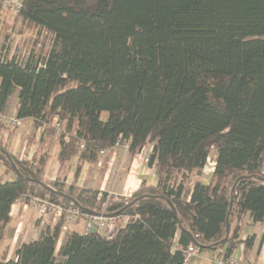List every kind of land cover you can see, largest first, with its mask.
I'll list each match as a JSON object with an SVG mask.
<instances>
[{"label": "trees", "instance_id": "trees-1", "mask_svg": "<svg viewBox=\"0 0 264 264\" xmlns=\"http://www.w3.org/2000/svg\"><path fill=\"white\" fill-rule=\"evenodd\" d=\"M19 3L13 21L35 29L42 47L19 53L5 35L0 49V116L17 92L14 114L29 121L25 149L33 148L19 156L0 138V165L15 175L0 182V242L24 196L108 216L129 205L111 234L71 229L57 248L62 216L0 264H184L190 244L225 258L240 242L250 248L244 218L264 224V0ZM54 140L58 174L46 181ZM117 140L130 156L151 147L154 185L123 197L66 184L75 156L74 181Z\"/></svg>", "mask_w": 264, "mask_h": 264}, {"label": "crops", "instance_id": "crops-1", "mask_svg": "<svg viewBox=\"0 0 264 264\" xmlns=\"http://www.w3.org/2000/svg\"><path fill=\"white\" fill-rule=\"evenodd\" d=\"M16 107L12 110V113L15 112ZM4 132L3 129L0 130V138L3 143L10 147L8 148L13 153L19 156L26 155L27 158L31 157L33 152L32 147L28 148L27 152L25 151L26 153L17 149V144H21L20 140L22 137H19L21 135L12 136L9 133L3 135ZM37 132L39 133V130ZM22 144L25 147V141ZM57 150L58 144L54 140L50 152L51 156L43 173V179L46 181L54 179L58 174V165L55 161ZM150 150L151 147L148 146L134 156H130L127 151L121 148L106 151L103 155L99 154L96 163H83L80 174L74 181L73 171L77 164V156H75L71 161L65 182L66 184L74 183L79 189H98L99 191L107 192L108 195L128 197L143 181L150 185H154L155 183V166L153 164H146L143 161L148 156ZM211 172L212 170L204 171L203 169L201 180L207 183L210 179ZM30 209L35 210L36 214L32 213ZM9 215L10 220L0 242V256L3 254H6L8 257L12 256L22 242L35 237L38 231L43 229L48 222H53L50 215L46 214L41 216L37 209L20 202H14L12 204ZM68 227L69 230H84L81 222L75 224L74 227L72 225H68ZM21 228L24 230L23 232ZM263 233L264 224L251 223L250 218L246 216L240 230V239L244 240L247 236L254 235V241L251 247L247 249L244 247L243 242H240L229 256L241 259L244 264H264ZM179 235L180 231L177 230L175 233V241H177ZM220 253H222L221 250L198 251V253L189 257L184 264H217L216 259L221 255Z\"/></svg>", "mask_w": 264, "mask_h": 264}, {"label": "built area", "instance_id": "built-area-1", "mask_svg": "<svg viewBox=\"0 0 264 264\" xmlns=\"http://www.w3.org/2000/svg\"><path fill=\"white\" fill-rule=\"evenodd\" d=\"M0 4L8 8L13 14H15L19 7V0H0ZM0 122L5 124L10 130L16 129L21 124V119L15 116L14 113L11 115H1ZM64 122H60L57 119L54 120V125L57 129H61L63 127ZM80 149L83 147L80 144ZM121 148L124 151L128 148V142L122 143L120 140H117L113 149ZM106 151H100L99 154L103 155ZM144 163H149L148 156L143 159ZM154 165V164H153ZM214 161L210 162L209 158L207 160V164L203 168L204 171L213 170ZM28 200H25V196L22 198L16 199L15 202H20L24 205L30 206L34 209H37L41 216L50 215L53 219V222L57 221L62 216L64 217V225L61 227V234L64 230L68 228V225L74 224L76 222H82L84 231L86 232H101L105 234H111L115 231V229L124 224V218L119 215H105L102 212L99 213H80L74 208H67L63 205L56 204L50 202L44 198L38 196L29 195ZM198 253V249L193 245H188L183 250L184 263L187 261L189 257ZM217 264H244L241 259L229 256L223 257L222 255L218 256L216 259Z\"/></svg>", "mask_w": 264, "mask_h": 264}, {"label": "rangeland", "instance_id": "rangeland-1", "mask_svg": "<svg viewBox=\"0 0 264 264\" xmlns=\"http://www.w3.org/2000/svg\"><path fill=\"white\" fill-rule=\"evenodd\" d=\"M13 18L14 17L12 15V12L8 8L0 9V49H1L2 45H4V43L6 42L5 35H7V37H12V39L10 40L12 47L17 45L18 49H19L18 50L19 53H22V52L26 53L29 49H33V50L39 52V49H41V47H42L41 43L38 42V44L40 45V46H38L37 43L34 44V42H33L34 41L33 39H35L34 36L36 34L35 29L27 28L26 30L25 29L22 30V28L19 27L17 25V23H15L13 21ZM45 44L46 45L44 47L46 48L47 44H49V40H48V42L46 41ZM16 101H17V92H14L9 103H8L6 115L12 114V110L16 107ZM0 124H2L1 128L5 131L3 133V135L4 134L7 135L6 133H9L12 136L21 135V136H19V137H22L20 140L21 144H17V149H20L21 152L25 153L26 149H25V147H23L22 142L26 140L27 135L30 131L29 121L25 120L24 122L21 123L20 126H18L14 130H10V129L6 128L2 122H0ZM2 129H0V130H2ZM38 134L39 133L37 132V135ZM18 143H19V141H18ZM5 145L7 146V144H5ZM10 146H11V144H10ZM7 147H9V146H7ZM213 160H214V155H213V153H211L209 156V161L212 162ZM14 177H15V175L13 172H11V171L5 172L4 168L0 165V182H3L5 180H12V179H14ZM30 211H32V213L36 214L35 210L30 209ZM77 223L78 222L71 224V225L74 227V225ZM78 225H80V224H78ZM68 228L62 232V236L60 237V239L58 241L57 248L59 247L61 242L64 240L66 234L69 232ZM21 231L23 232L24 230L21 228Z\"/></svg>", "mask_w": 264, "mask_h": 264}, {"label": "water", "instance_id": "water-1", "mask_svg": "<svg viewBox=\"0 0 264 264\" xmlns=\"http://www.w3.org/2000/svg\"><path fill=\"white\" fill-rule=\"evenodd\" d=\"M12 168L16 171V168H15L14 164H12ZM27 180H29V179H27ZM31 181H33V180H31ZM43 185H44V184H43ZM44 187H45L47 190L52 191L51 188H49V187H47V186H45V185H44ZM233 190H234V186L232 187V192H233ZM58 194L65 196V195L62 194V193H58ZM132 202H133V201H132ZM132 202H131V203H132ZM167 203H168V205L170 206V208L172 209V211L175 213V209H174L172 203H171L169 200H167ZM231 204H232V197H231V199H230V205H229L230 207H229V209L231 208ZM128 205H129V203L126 204V206H125L124 208H122V209H120L119 211H117V212L115 213V215L120 214V213H121V212H122V211H123ZM228 231H229V227H228V221H227V218H226V235H225V237L220 241V243H224V242L226 241L227 236H228ZM215 245H216V244H215Z\"/></svg>", "mask_w": 264, "mask_h": 264}, {"label": "bare ground", "instance_id": "bare-ground-1", "mask_svg": "<svg viewBox=\"0 0 264 264\" xmlns=\"http://www.w3.org/2000/svg\"><path fill=\"white\" fill-rule=\"evenodd\" d=\"M208 160V159H207Z\"/></svg>", "mask_w": 264, "mask_h": 264}]
</instances>
